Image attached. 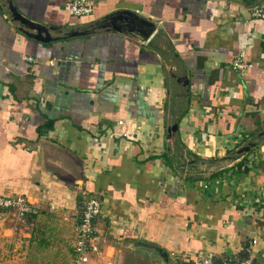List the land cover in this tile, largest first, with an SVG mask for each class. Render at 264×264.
Segmentation results:
<instances>
[{
	"label": "crops",
	"instance_id": "0c3cea01",
	"mask_svg": "<svg viewBox=\"0 0 264 264\" xmlns=\"http://www.w3.org/2000/svg\"><path fill=\"white\" fill-rule=\"evenodd\" d=\"M12 1L45 27L124 12L155 33L144 44L110 32L40 43L0 0V196L73 223L71 247L83 194L97 198L91 264H157L126 253L129 242L163 249L167 264L199 253L264 264V20L250 16L264 0H89L86 17L69 15L68 0ZM239 53L250 69L230 68ZM45 237L35 264H51ZM9 247L4 264L24 260Z\"/></svg>",
	"mask_w": 264,
	"mask_h": 264
},
{
	"label": "water",
	"instance_id": "95a60500",
	"mask_svg": "<svg viewBox=\"0 0 264 264\" xmlns=\"http://www.w3.org/2000/svg\"><path fill=\"white\" fill-rule=\"evenodd\" d=\"M1 7L3 13L8 18L9 22L15 26V29L24 36L35 40L40 43H51L55 41H62L78 37H84L101 33H114L126 36L136 37L141 44L146 43L150 37L155 33V25L137 15L117 12L106 15L91 23L80 24L73 27L58 28V27H45L39 23L31 22L26 17L22 16L12 0H1ZM182 86L186 87L188 84L187 78L184 76L180 78ZM177 131V125L173 123L166 129L167 136ZM264 131L258 134L262 136ZM254 148L253 143L237 149L235 157L237 159L250 149ZM124 251L130 254L141 256L145 261H156L157 264H167V253L153 245L145 244L142 242H129L124 246Z\"/></svg>",
	"mask_w": 264,
	"mask_h": 264
},
{
	"label": "built area",
	"instance_id": "2783aa9c",
	"mask_svg": "<svg viewBox=\"0 0 264 264\" xmlns=\"http://www.w3.org/2000/svg\"><path fill=\"white\" fill-rule=\"evenodd\" d=\"M65 8L68 14L74 17H86L91 13L89 0H68ZM250 16L264 20V4L252 7ZM229 65L232 70L239 72L251 68V65L244 59L243 53L236 55L229 62ZM121 135H123V131L115 132L114 134L115 137ZM202 187L206 189L207 184L204 183ZM0 209L9 213L16 220H23L25 217L36 215L38 212V209L29 204L22 196H0ZM100 212L99 200L83 194L80 219L75 227L74 240L71 247L73 264H85L90 255L98 253V240L94 236L93 222ZM212 258L210 253H199L197 264H213ZM220 264H252V261L251 259H245L239 262H222Z\"/></svg>",
	"mask_w": 264,
	"mask_h": 264
},
{
	"label": "rangeland",
	"instance_id": "374dc122",
	"mask_svg": "<svg viewBox=\"0 0 264 264\" xmlns=\"http://www.w3.org/2000/svg\"><path fill=\"white\" fill-rule=\"evenodd\" d=\"M224 171L222 170L220 175H224ZM26 201L29 202L27 199ZM73 230L74 224L60 220L59 215L55 212L37 213L33 218L16 220L6 211L0 210V264L11 261L9 258L12 252H9L10 249H8L11 245H19L26 252L24 260L14 264H35V238L37 239L41 235L43 237L49 235L44 239H47L46 242L55 248V253L43 256L44 260L51 264H73V261L70 262ZM99 245L101 246L98 242ZM91 259L92 255L88 257L87 264H91ZM123 261L122 264H143V262L138 260L136 262L126 256Z\"/></svg>",
	"mask_w": 264,
	"mask_h": 264
},
{
	"label": "trees",
	"instance_id": "16d2710c",
	"mask_svg": "<svg viewBox=\"0 0 264 264\" xmlns=\"http://www.w3.org/2000/svg\"><path fill=\"white\" fill-rule=\"evenodd\" d=\"M218 171H220V170H218ZM218 171H217V172H218ZM0 210H1V209H0ZM1 211H4V210H1ZM35 216H36V215H33V216H27V217H25V218H26V219H27V218L29 219V218H33V217H35ZM25 218H24V219H25ZM71 254H72V251H71Z\"/></svg>",
	"mask_w": 264,
	"mask_h": 264
}]
</instances>
